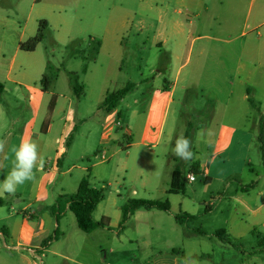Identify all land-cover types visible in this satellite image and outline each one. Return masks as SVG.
Segmentation results:
<instances>
[{
	"label": "rangeland",
	"instance_id": "obj_1",
	"mask_svg": "<svg viewBox=\"0 0 264 264\" xmlns=\"http://www.w3.org/2000/svg\"><path fill=\"white\" fill-rule=\"evenodd\" d=\"M185 6L197 9L208 7L210 14L219 18V22L231 23L228 27L225 26V31L220 37L224 40L236 39L230 44L224 41L212 44L204 39L194 42L190 51L191 61L195 62L201 48H204L208 57L203 59L202 63L206 67L205 70H208V75L197 79L192 78L196 81V86H190L184 93H176L175 103L167 114L163 128L165 137L167 133L172 132V140L167 151L173 150L177 137L184 136L187 130L190 131L191 151L194 156L193 159L185 161L175 156L172 151V168H176L185 176L190 171V166L208 156L220 124L233 119L239 125L250 128L254 132V142L248 154V165L242 172L239 184L264 182V163L261 159V144L258 142L259 123L264 119V88L261 86L264 79L260 78L262 76L258 73L259 70L254 78L257 84L249 86L254 105H240L235 113L233 112V116L232 110L223 104L231 89L235 87L232 82L237 81L232 77L236 58L226 57L236 54V45L241 44L245 39L251 44L264 41V25L252 29L255 24L264 23V0H0V82L6 88L4 102L8 103L15 87L8 81L9 79L38 84L36 79L38 66H48L46 73H51L50 77L54 76L53 79H56L55 84L52 83L54 80L51 81L49 91H53L56 95L62 94L66 98L70 97L76 124L68 144L64 146L62 167L53 183L47 188V199L43 202H34L35 191L31 190L21 196L10 195L0 205L1 214L11 213L21 216L22 208L32 203L31 211L43 214L47 222H54L50 208L57 197L75 193L80 180L90 169V183L103 191V199L92 213V218L94 221H100L104 217L111 221L109 230L98 231L102 235L106 234L108 239L85 235L77 228L73 214L66 211L59 222V229L70 236L69 244H72L70 246L85 239L92 244L94 241L91 237H96L102 243H107V247H103L106 251L112 241L115 254H108V260L115 262L122 259L133 264L137 260L144 261L150 257L160 246L158 242L165 241V237H162L163 232L159 234L161 236L157 232H150L148 236L141 234L137 240L135 224L132 220L128 221L129 223L126 221L123 224L124 229L119 231L118 224L121 220L118 215L121 214L122 206L131 199L166 200L163 199L164 195L160 189L168 177L161 176L151 180L148 187L141 185L137 171L132 168L136 166L141 151H148V148H133L132 156L127 160L125 157L128 150L125 148L127 138L123 130L116 131L111 138L102 137L106 111L100 107V98L104 91L110 93L124 88L129 82L134 83V87L118 103L116 110L119 112L118 122L122 129L135 130L141 127V111L145 101L150 97V92L159 85L165 84L162 79L155 77L157 75L155 70L157 66L163 65L165 55L158 53L160 59L153 61L154 55L148 52L153 32L159 23V11L172 18V9L180 8L183 12ZM41 20L47 22L41 42L33 52L21 51L19 45L36 34ZM203 21H207L206 18H203ZM125 24H128V27L123 28L125 31L122 57L115 60L113 56H116V53L104 51L95 71L92 70L85 78L81 70L84 65L87 66L92 61L93 57L95 58L96 55L93 56V52L96 43L111 37L107 30L115 27L121 29ZM141 25H143L142 30H140ZM241 32H246L245 36L240 35ZM202 35L203 33L194 32L193 36ZM101 65L103 68H100ZM49 68L51 70H48ZM213 74L217 76L213 78ZM143 80H146V83H143ZM166 80L172 81V79ZM74 84L81 86L87 84V91L82 90V94L77 97L72 88ZM26 92L28 91H25V95ZM60 105L61 109L57 113L51 136L60 134L63 123L61 117L68 109L67 101L61 102ZM132 111H137V114L132 116ZM21 112L23 113L24 110ZM23 115L26 116V112ZM51 136L48 138L49 149L43 157L45 160L52 159L57 154V144L50 142ZM153 149L159 153L163 149V144ZM103 152H105V160L96 158ZM160 166L167 167L164 163H160ZM194 177L196 181L193 185L202 186V177L200 175H194ZM189 187L191 184L186 183L185 189ZM134 191L136 192L133 193ZM17 199H20L18 203ZM170 199H172V212H174L181 198L176 196ZM185 204L195 214L196 219L192 227H202L210 234L212 231L231 228L236 218L232 210L234 203L228 197L221 203H215L212 208L214 217L205 216L208 212L203 205L199 208V206L192 207L190 202ZM161 215L166 217L165 214ZM1 224L2 222L0 227ZM160 226L164 227L163 223ZM258 229L264 230L260 227ZM211 237L217 241L214 236ZM179 239L180 236L175 235L172 237V242L176 243ZM238 241L246 253L252 251L257 243V239L250 232L245 233ZM147 242H150L152 246L148 247ZM0 243L4 244L2 238ZM6 243L9 244L8 240ZM59 245L68 246L66 242L60 241L53 248ZM224 247L227 251H232L229 246L224 245ZM119 249L128 253L124 256L125 260L120 258ZM43 254L44 256L41 257L43 264H76L65 261L51 252H43ZM96 256L97 258L101 256L99 249L96 251ZM227 256V252L215 248L216 261ZM259 257L264 260V253L259 254ZM38 263H40L39 260Z\"/></svg>",
	"mask_w": 264,
	"mask_h": 264
},
{
	"label": "crops",
	"instance_id": "obj_2",
	"mask_svg": "<svg viewBox=\"0 0 264 264\" xmlns=\"http://www.w3.org/2000/svg\"><path fill=\"white\" fill-rule=\"evenodd\" d=\"M203 18H206L207 21H203ZM158 20L159 23L153 32L152 43L148 47V52L154 55L153 61L160 59L158 53L165 55L163 65L157 66L155 70L157 73L155 77L162 79L165 84L159 85L150 92V97L145 101V106L141 111V127L139 129H122L118 122L119 112L116 109L106 112L102 125L104 129L106 118L110 113L115 116V124L109 137L111 138L116 131L123 130L122 132L127 138L125 146L128 149L125 153L127 160L132 156L131 151L133 148H148V151H141L136 166L132 168V170L137 171L143 187H148L151 180H156L161 176L168 177L160 192L164 195L163 199L168 201L170 210L168 212L138 210L126 220L127 222H130V220L134 222L137 240L141 234L148 236L150 232H157L158 235L163 232L162 237H165L163 243L162 241L158 242L161 247H157L150 257H147L144 261L137 260L133 264L138 262V264H264V260L259 257V254L264 253V246H260L261 238L258 237V235H264V230L260 231L258 229L259 227L264 229V182L255 181L246 185L239 184L242 172L248 165V154L254 142V132L250 128L239 125L233 119L222 122L214 136L208 156L195 163L199 166L203 185H193L196 179L192 182L187 180L191 187L185 189L183 193L178 195L168 193L172 173L177 169L172 168V151L166 150L172 140V132L167 133L165 137L163 131L167 114L175 103L177 92L184 93L190 86H196V81L192 78L197 79L208 75V70H205L206 67L202 63L203 59L208 57L204 48H201L197 59L193 63L190 51L194 46V42L201 39L212 44L222 43L223 41L227 44L235 42L236 38L224 40L220 37L221 33L225 31V26L228 27L231 23L219 22V18L210 14L209 8L206 6L200 9L185 6L183 12L180 8L172 9V18L159 11ZM262 25L264 23L260 22L255 24L252 29H257ZM126 26L128 27V24L123 25L121 29L115 27L107 30L111 37L99 43L100 46L95 58L87 64L86 71L83 73L85 78L92 70L97 68L98 60L104 51L116 53V56H113L115 60L120 59V56L122 57L125 31L123 28H127ZM142 28L143 25L140 26V30ZM194 32L203 33V35L194 37ZM245 34L246 32H241L240 35L245 36ZM236 48L237 53L226 58H236L232 77L236 78L237 81L232 82L235 87L233 90L231 89L228 97L223 102L228 109L232 110L231 115L233 116L240 105H251L249 100L252 97L249 93V86L257 84L254 78L257 76L258 70V73L262 76L260 78L264 79V71H262V67H264V41L251 44L250 41L245 39L241 44H237ZM108 57H110L109 54ZM216 57L223 58L222 56ZM47 67L38 66L36 72L38 84L9 79L8 81L15 86L13 96L8 100V103H5L4 93L6 88L4 87V92L0 98V140L6 141L5 153L0 154V182L9 174L14 162V149L19 145L22 138H31L37 142L40 155L45 157L44 155L50 144L48 138L53 132L57 113L61 109L60 103L65 101L68 103V109L65 111V115L61 117L63 123L60 127V134L50 138V142L57 144V154L52 159L45 160L43 171L36 172L34 180L19 186L15 193V195L21 196L27 191H35L34 202H43L47 199V188L53 183L56 174L62 167L61 160L66 140L69 134L76 129L75 112L71 108L72 100L70 97L66 98L62 94L56 95L53 91H49L51 82L47 87L42 84V76L47 74ZM100 68H103V66L101 65ZM216 76L217 74L212 75L213 78ZM166 79H172V81ZM55 82L56 79L52 81L53 84ZM144 82L146 83V80H143ZM261 86L264 88V81H262ZM87 87L88 85L84 84L83 92L87 91ZM26 90L28 92L25 95ZM108 93L106 91L102 93L100 103ZM51 101H54V108L49 111ZM22 110L26 112V116L23 115ZM132 112V116L137 114V111ZM160 144H163V149L157 153L153 148H157ZM160 163H164L167 167L160 166ZM189 173L192 172L189 171L185 175L186 179ZM9 196L6 193L0 195V205ZM176 196L181 199L177 209L172 212V199L170 198ZM226 197L234 203L232 210L235 212L236 218H234L231 228H224L223 230L226 229L227 234L239 244L241 243L238 240L245 233H253L257 243L249 253L242 249L243 246L237 250L221 243L214 236L216 231H212L210 234L202 227H195L194 229L203 233L199 234L183 225H179L174 220L175 214L184 212L192 215L195 221V214L185 206L186 202H190L192 207L199 206L201 208L203 205L208 212L205 216L214 217L212 208L216 202L221 203ZM19 201L20 199L16 200L17 203ZM31 205L32 203H28L22 208L21 216L11 213L1 214L0 212V222H2L0 239L2 238L4 243H0V264H43L41 260V257L44 256L43 252H51L65 261L76 264H130L122 259L115 262L108 260L109 255L115 254L112 241L106 251L103 247H107V243H102L96 237H91L94 241L92 244L88 239H85L79 240V243L70 246L72 245L69 244L71 242L70 236L59 229L60 224L57 225L55 220L54 222H47L43 214L30 210ZM161 214H165L166 217ZM118 218L121 220L122 214H119ZM161 223L164 227L160 226ZM110 225L111 221H109ZM56 227L62 235L46 249H42L43 240L49 237ZM118 228L119 231H122L124 225L120 227L119 222ZM99 230L104 229L94 230L85 235H95L108 239L106 234L98 233ZM175 235L180 236L179 241L176 243L172 242V237H175ZM211 236H214L217 241L213 240ZM6 240L9 244L6 243ZM60 241L66 242L68 246L61 247L62 245H59L53 248ZM224 245L229 246L232 251H227ZM147 246L150 247L152 244L147 242ZM215 248L227 252V258L222 257L221 260L216 261L214 259ZM98 249L101 251L99 259L96 256ZM119 252L120 258L125 260L124 256L128 253L123 252V249H119ZM238 256H241L244 260L241 257L238 258ZM38 260L40 263H38Z\"/></svg>",
	"mask_w": 264,
	"mask_h": 264
},
{
	"label": "trees",
	"instance_id": "obj_3",
	"mask_svg": "<svg viewBox=\"0 0 264 264\" xmlns=\"http://www.w3.org/2000/svg\"><path fill=\"white\" fill-rule=\"evenodd\" d=\"M39 28L36 32V34L29 38L26 42L19 45V49L24 52H33L36 48V46L41 42L43 38V33L47 27V22L45 20L39 21ZM99 43H96L93 56H95L99 49ZM94 59V57L92 58ZM48 70H51L50 68ZM86 71V65L82 67L81 73H85ZM51 74V73H50ZM50 74H44L42 76V84L44 87H47L52 80H54V76L50 77ZM134 87V83H127V85L119 90L110 92L106 94L104 100L102 101L100 107L104 109L106 112H111L114 109H116L118 103L126 96L130 89ZM73 92L78 97L82 94L83 86L74 84L73 85ZM4 92V85L2 82H0V98ZM251 105H254L251 100H249ZM54 108V101H51L49 104V111L53 110ZM72 133L69 134L66 145L68 144L69 139L71 138ZM184 136L190 140L191 134L190 131H186ZM258 142L260 145V151H261V159L262 163H264V119H262L259 123V137ZM190 172H192L194 175H200V169L197 164H193L190 166ZM89 172L90 169L87 170V174L85 177H83L77 187V190L73 194L69 195H59L57 199L54 202V205L50 208V212L58 225L59 221L62 219V217L65 215L66 211H69L73 214L75 218V222L77 225V228L85 233L89 234L97 229H110L109 226V220L107 218H101L100 221H94L92 218V213L94 212L97 205L102 201L103 199V191L101 189L95 188L90 184L89 181ZM187 183V179L185 178L182 173H180L178 170H175L172 173L168 193L172 195H178L180 193H183L185 190V184ZM1 203V200H0ZM138 210H145V211H151V210H158L162 212H168L170 210V205L167 200L164 201H151V200H143V199H131L128 200L127 203L122 206L121 208V214L122 219L120 222V227L123 226V224L126 222V220L134 214V212ZM174 220L179 225H183L188 229L194 230L195 232L199 234H203L201 231L196 230L192 227V224L194 222V217L188 213L179 212L174 215ZM62 233L59 231L58 227L55 228L53 233L47 237L42 242V249H46L52 242L58 240ZM221 243L227 244L234 249H239L242 245L239 243H236L225 230L221 229L215 232L214 235ZM259 238H261L260 246H264V235H258Z\"/></svg>",
	"mask_w": 264,
	"mask_h": 264
},
{
	"label": "clouds",
	"instance_id": "obj_4",
	"mask_svg": "<svg viewBox=\"0 0 264 264\" xmlns=\"http://www.w3.org/2000/svg\"><path fill=\"white\" fill-rule=\"evenodd\" d=\"M6 141L0 140V154L5 153ZM173 154L185 161L193 159L191 141L183 135L175 140ZM45 159L39 153V145L31 138H22L14 149V162L9 174L0 182V195H15L17 188L35 178L43 171Z\"/></svg>",
	"mask_w": 264,
	"mask_h": 264
},
{
	"label": "built area",
	"instance_id": "obj_5",
	"mask_svg": "<svg viewBox=\"0 0 264 264\" xmlns=\"http://www.w3.org/2000/svg\"><path fill=\"white\" fill-rule=\"evenodd\" d=\"M115 124V116L113 114H109L106 118L105 125H104V131H103V138H108L110 136V133L112 131V127ZM118 126V124H117ZM96 158L105 160V152H103L101 155H98ZM187 180L189 182H192L195 180L194 174L189 173L187 175Z\"/></svg>",
	"mask_w": 264,
	"mask_h": 264
}]
</instances>
